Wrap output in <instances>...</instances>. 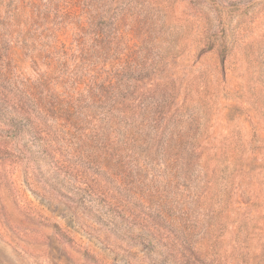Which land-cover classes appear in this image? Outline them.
<instances>
[{
	"label": "rangeland",
	"instance_id": "374dc122",
	"mask_svg": "<svg viewBox=\"0 0 264 264\" xmlns=\"http://www.w3.org/2000/svg\"><path fill=\"white\" fill-rule=\"evenodd\" d=\"M0 264H264V0H0Z\"/></svg>",
	"mask_w": 264,
	"mask_h": 264
}]
</instances>
